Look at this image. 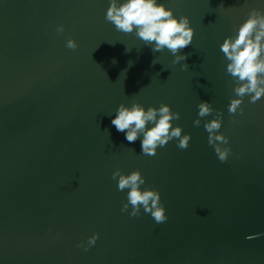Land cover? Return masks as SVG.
I'll use <instances>...</instances> for the list:
<instances>
[{
	"label": "water",
	"instance_id": "obj_1",
	"mask_svg": "<svg viewBox=\"0 0 264 264\" xmlns=\"http://www.w3.org/2000/svg\"><path fill=\"white\" fill-rule=\"evenodd\" d=\"M109 2L0 0V264H264V97L228 112L220 47L264 0H159L195 30L177 64L107 22ZM133 101L178 111L189 147L143 155L142 135L129 143L111 123ZM202 101L223 112L226 162L204 128L215 112L194 126ZM116 169L141 171L165 222L121 211Z\"/></svg>",
	"mask_w": 264,
	"mask_h": 264
},
{
	"label": "clouds",
	"instance_id": "obj_2",
	"mask_svg": "<svg viewBox=\"0 0 264 264\" xmlns=\"http://www.w3.org/2000/svg\"><path fill=\"white\" fill-rule=\"evenodd\" d=\"M222 6V5H221ZM105 20L112 23L117 31L135 35L146 46H151L153 52L167 49L174 56L173 64L186 61L187 54H180L183 49L192 44L194 28L186 15L177 17L171 8L166 7L159 0H110L106 10ZM56 31L63 33V25L57 26ZM75 50L77 42L69 38L65 45ZM221 51L227 59V73L236 81L235 97L228 105V112L236 114L243 112L241 105L243 98L250 97V103H256L264 97V10L252 8L247 19L239 26L234 36H228L221 44ZM131 63V62H130ZM186 63L182 69H187ZM198 117L194 126H200L201 119L215 112V118L204 123L208 132V143L214 148L215 154L221 162H226L231 154L229 138L220 129L223 122V112L213 108L212 104L202 101L198 105ZM180 119V113L172 111L167 103L159 107L148 106L147 109L138 102L133 101L130 107L121 103L111 123L118 132H124L129 143L141 140L143 155L154 156L157 149L164 147L174 138L178 140L177 147L185 150L189 147L191 134L182 135L183 129L173 121ZM151 124V127L148 125ZM118 178V180H117ZM112 179L117 180L119 191H127V203L121 211L127 212L131 206L130 216L138 217L140 209L150 213L156 223L165 222L168 217L161 201V194L155 188H142L145 177L139 169L130 174H124L120 169L112 173ZM99 234L88 238V245H94ZM83 245H78L81 247ZM85 247V251H87Z\"/></svg>",
	"mask_w": 264,
	"mask_h": 264
}]
</instances>
